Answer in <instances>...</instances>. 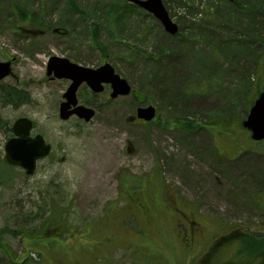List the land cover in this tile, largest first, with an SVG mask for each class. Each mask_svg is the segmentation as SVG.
<instances>
[{"label":"rangeland","instance_id":"1","mask_svg":"<svg viewBox=\"0 0 264 264\" xmlns=\"http://www.w3.org/2000/svg\"><path fill=\"white\" fill-rule=\"evenodd\" d=\"M161 1L175 35L128 0H74L77 10L67 0H0V62L12 72L0 80V264H264V244L247 248L251 236L237 233L204 262L193 258L187 224L166 202L172 193L192 206L212 224L207 238L237 226L264 236V141L242 126L264 91V0ZM51 56L109 63L135 94L115 99L104 123L62 122L66 84L48 79ZM148 105L155 123L124 121ZM20 117L53 149L33 175L4 161ZM183 118L200 127L173 126ZM148 186L154 201L141 215L134 198Z\"/></svg>","mask_w":264,"mask_h":264},{"label":"water","instance_id":"2","mask_svg":"<svg viewBox=\"0 0 264 264\" xmlns=\"http://www.w3.org/2000/svg\"><path fill=\"white\" fill-rule=\"evenodd\" d=\"M157 18L164 30L171 35L178 31V25L169 17L161 0H128ZM59 33H65L58 30ZM264 59V57H263ZM11 74L9 62H0V80ZM46 75L54 78L70 79L71 84L63 93L65 99L59 106V117L68 119L73 113L89 122L94 111L85 106L77 105L76 90L82 82L95 92L102 91L103 83H110L113 92L112 97L117 95H128L130 86L128 82L115 73L114 68L106 63L98 68H89L70 61L68 58L51 56L48 60ZM69 106H75L68 110ZM156 109L152 105L138 107L136 117L145 121H152ZM244 128L250 131V136L255 141L264 140V91L260 92L254 104L249 110L247 118L242 122ZM32 121L21 117L14 121L12 126L13 136L4 145V159L10 166H18L25 171L26 175H33L36 169V161L47 156L50 146L45 143L42 136L30 137Z\"/></svg>","mask_w":264,"mask_h":264},{"label":"flooded vegetation","instance_id":"3","mask_svg":"<svg viewBox=\"0 0 264 264\" xmlns=\"http://www.w3.org/2000/svg\"><path fill=\"white\" fill-rule=\"evenodd\" d=\"M48 79L51 81H54V80H58V81L61 80L62 81L63 80L64 83L66 84V89L71 84L70 79H64V78L56 79V78L51 77V76L48 77ZM102 86H103L102 91L95 92L86 84V82H82L76 90V98H77V105L76 106L82 105V106L90 108L94 111L93 118L89 122H86L82 118L78 117L75 113H73L66 120H62L59 117L60 103L65 100L63 98V94L61 95V99H60L59 105H58V117H59V119L62 122H68V121L73 120L77 123L78 126L90 124L94 120H97L99 123H104L110 114L117 112V110L114 108V100L117 99L118 97L127 96V95H117L116 97H112L113 88H112L111 84L110 83H103ZM134 94L135 93H134L133 89L131 88V91L128 95L133 96ZM87 96L91 99L89 102L87 101L88 100ZM74 108H75V106H69L68 110L70 111V110H73ZM137 108L138 107L135 108L134 115L124 117L125 122H127L129 124H136V125H143V126L156 122V120H157V109H156V117L152 121H145L143 119H139L136 117ZM33 129H34V123L32 121V128L30 130V137L31 138H33L37 135L42 136L41 134H37V133L32 135L31 132L33 131ZM42 138L44 139L43 136H42ZM44 141L46 144H48L50 146V149H51L49 155L46 157V158H49V157H51L52 152H53L52 145L50 143H48L45 139H44ZM126 148H127V150H129V146H126ZM42 159H40V160H42ZM40 160H38V161H40ZM38 161H37V163H38ZM36 166H37V164H36ZM12 167H14V166H12ZM156 170L159 171V168L157 167ZM175 200H176V202H175L176 207H174V217H175L174 219H176L175 222L181 223L182 221H184L187 224L186 225V235L190 236L191 242L193 243L194 247H196L198 249V254H197L198 258L197 259L198 260L201 259L202 262L205 261V258L207 255L209 258V254L211 253V251H209V252L207 251L209 248L211 250L216 249L215 251H217L220 248V246H222V247L225 246V244L227 242L229 243L230 238L233 237L232 235H234V234H232V233H237L239 236H244L246 234L250 235V233H249L251 231L250 229L249 230L243 229L242 227L237 226V227H233L232 229L227 228V229H225V231L223 229L221 232H218L216 230H211L210 235H209L211 237L207 238V233L210 230L209 227H211L212 224L210 222H208L207 220L203 221V220L197 219L194 212H192L190 206L187 205V206L182 207L181 202L178 201L177 198ZM260 200L261 199L259 197V198H256V201H255V203L257 204L258 207H260V205H262L261 202H258ZM139 210H142L143 214H148L150 208L146 205H142V206H139ZM181 219H183V220H181ZM208 239H210V240H208ZM201 243H203L202 246H201ZM212 247H214V248H212Z\"/></svg>","mask_w":264,"mask_h":264},{"label":"trees","instance_id":"4","mask_svg":"<svg viewBox=\"0 0 264 264\" xmlns=\"http://www.w3.org/2000/svg\"><path fill=\"white\" fill-rule=\"evenodd\" d=\"M68 1V4L71 6V10H77L78 8H77V5H76V3L74 2V0H67ZM130 5V4H129ZM15 9H16V11L18 12V13H25L22 9H20V8H18L17 6L15 7ZM258 93L260 92L259 90L257 91ZM173 126H175V127H177L178 129H180V130H184V131H188V132H193V131H196L199 127H200V125L197 123V122H195V121H192V120H189V119H186V118H183V119H176L175 120V122H174V124H173ZM157 174H159V173H157ZM127 180H124V183H123V189L125 190L124 192V194H126V193H128L129 191H130V189H129V183L128 182H126ZM126 185H128V187L126 186ZM151 186H148L147 188H146V190H149V191H147V196H145V195H143V196H141V197H135L134 199H136L135 201H136V204H135V206L137 207V209L136 210H139V208H138V205L139 206H142V205H146V206H148L150 209H151V206L152 205H150V203H149V198H151L152 197V192H153V190H151ZM150 190L152 191V192H150ZM150 196V197H149ZM132 199V198H131ZM167 200H166V202H167V204H168V206H167V209H168V211H169V209L171 210V211H173L172 213H170L172 216H174V207H176V197H173V194L171 193V194H169V196L167 195V198H166ZM156 200H157V197H156V199H155V202H156ZM152 202L154 201V197H152V200H151ZM154 202V203H155ZM158 206H160V207H163L164 208V206L160 203ZM188 206H190V205H188ZM191 207V210H192V212H194V209L192 208V206H190ZM165 210V209H164ZM163 210V211H164ZM150 211V210H149ZM139 212H140V214L142 215L143 214V211L142 210H139ZM167 212V211H166ZM169 213V212H168ZM148 214H150L149 212H148ZM175 218V217H174ZM173 220V219H172ZM172 220H170V221H172ZM58 225V227L59 226H63L62 224H61V222L59 221V224H57ZM50 227H51V224H50ZM51 231H49V230H47V233H50V232H53V230H52V228L50 229ZM57 232H59V230H55L54 231V234L55 233H57ZM18 233H20V234H22V233H24V231L22 230V229H20V230H14L13 231V234H18ZM60 234H61V232H60ZM29 236H32V235H30V232H29V234L28 235H26V237L28 238ZM60 236V235H59ZM245 237H247V238H250V236H251V240H253V242L252 241H249V240H247L245 243H246V247L248 248H250V249H253V248H255L256 249V246H258V244H259V241H261V243H263L264 244V236H262V237H260V238H256L254 235H248V234H246V235H244ZM240 238H242V236H239ZM248 242V243H247ZM212 248H214V247H212ZM195 249L197 250V248L195 247ZM210 249V248H209ZM207 250L208 252L209 251H211V253L214 251L213 249L211 250ZM201 254V253H200ZM199 254V255H200ZM262 254H264V247H263V249H262ZM260 256H261V254H259L257 257H256V259H258L259 260V258H260ZM193 258H198L197 257V254L195 255V256H192ZM259 262V261H258Z\"/></svg>","mask_w":264,"mask_h":264}]
</instances>
